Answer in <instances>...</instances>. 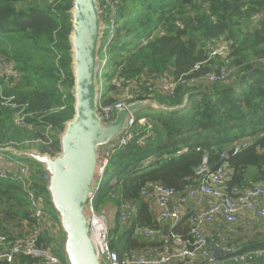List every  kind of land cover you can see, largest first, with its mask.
Wrapping results in <instances>:
<instances>
[{
    "label": "trees",
    "instance_id": "obj_1",
    "mask_svg": "<svg viewBox=\"0 0 264 264\" xmlns=\"http://www.w3.org/2000/svg\"><path fill=\"white\" fill-rule=\"evenodd\" d=\"M99 6L103 21L98 53L103 68L97 73L102 83L100 102L114 103L106 93L122 85L138 86L134 102L152 99L164 106L152 115L136 114L133 136L110 155L93 188L98 212L109 202L117 209L129 202L139 206V215L130 222H121L117 212L122 230L115 224L109 231L110 246L123 259L150 246L144 227L162 228L142 194L150 183L179 190L196 185L205 156L212 170L228 162L230 185L264 180V0H99ZM72 7L73 0H0V56L15 62L13 73L0 83L1 146L25 150L31 148L26 140L40 139L34 147L42 153L55 156L61 151L60 134L75 115ZM253 21L256 24L247 29ZM223 37L228 40L227 54L213 55L208 44L219 45ZM223 66L231 69L225 79L205 78ZM146 76L164 83L172 77L182 80L169 94L153 89V84H142ZM10 97L11 105L5 104ZM22 108L28 127L14 123ZM143 117L149 118L148 123H140ZM49 125L54 128L51 141L39 131ZM244 141H249L247 146ZM236 146L232 156H222ZM8 151L18 164L0 162L8 167L0 170V234L12 240L33 235L37 220L19 174V162H31L36 165L31 169V189L45 213L37 247L51 250L62 264H68L47 172L38 161L10 150L0 157L5 159ZM251 167L261 175L247 178ZM188 217L174 226L183 237H188ZM119 237L124 238L122 248ZM259 249H264V243L251 241L234 254ZM41 261V256L20 253L12 264Z\"/></svg>",
    "mask_w": 264,
    "mask_h": 264
},
{
    "label": "built area",
    "instance_id": "obj_2",
    "mask_svg": "<svg viewBox=\"0 0 264 264\" xmlns=\"http://www.w3.org/2000/svg\"><path fill=\"white\" fill-rule=\"evenodd\" d=\"M225 51H216L225 55ZM215 50H213L214 52ZM215 52V53H216ZM215 55V54H213ZM15 62L0 56V83L2 78L8 77L14 71ZM231 72L227 66L219 72H211L205 77L210 82L221 81ZM182 78L165 82L162 92L174 93L176 85ZM12 97L4 101L5 104L11 105ZM129 102L120 98L111 104H102L99 100L98 111L105 122L113 119V113L119 109L127 107ZM15 106V104H12ZM20 109L14 116V123L21 127H28L26 120L27 114ZM149 118L143 117L140 123H148ZM137 122L136 113H130L127 119L126 128L118 139L107 146L101 159V175L105 166L109 162L110 155L120 146L126 144L133 136V127ZM51 125L47 126L45 138L51 141L49 133ZM151 124H149V128ZM147 136H151L149 131ZM40 139L26 140L25 143L31 148L36 149L35 143ZM143 143V141H142ZM249 141H244L247 146ZM10 150L16 154L18 151L12 146H1L0 154ZM264 152V148L262 149ZM224 158H228V150L222 153ZM207 156H205L204 164L198 168L197 174L200 176L196 185L185 186L182 190L176 187L164 186L160 183L153 182L142 190V194L146 197L153 196L157 202L158 210L155 213L159 223L171 222L167 234L164 229H154L153 227H144L142 233L146 239H151L153 235L158 236L159 240L164 244L173 243L171 250H159L155 247L148 246L140 252L133 254L131 257L120 259L119 253L110 246V232L108 227V219L105 211L98 212L93 205V193L91 194L87 208L90 213L91 230L94 240L99 248L103 261L107 264H173L178 261L184 264H222L214 252L220 248H227L236 239L235 232L228 230L226 225L235 224L239 221L247 220L249 226L251 221L249 216L257 217L264 222V180H259L252 185L239 186L230 185L228 183V173L230 166L224 161L216 170H210L206 165ZM32 167L27 163L19 164V174L22 180L23 188L27 194L28 202L33 210L36 223L33 225V235L27 238L12 240L9 236L0 234V264H12L20 253L41 256L42 261L39 264H62L59 258L49 249H41L37 247V236L40 230L45 226V213L41 204V199L31 189L33 182L31 180ZM198 196L210 199L209 204L194 213L189 214L187 225L189 228L188 237L174 230V226L184 217L185 205L192 198ZM140 209L136 203H126L118 209V216L121 222H130L139 215ZM222 217L226 225L217 226V220ZM209 227L207 228V226ZM213 226V227H211ZM256 255H264V249H259L245 254H236L234 259L241 264H250Z\"/></svg>",
    "mask_w": 264,
    "mask_h": 264
},
{
    "label": "water",
    "instance_id": "obj_3",
    "mask_svg": "<svg viewBox=\"0 0 264 264\" xmlns=\"http://www.w3.org/2000/svg\"><path fill=\"white\" fill-rule=\"evenodd\" d=\"M72 43L75 77V115L60 134L61 151L52 156L38 149L16 152L38 161L47 172V188L63 230V249L68 264H105L91 230L88 200L100 174L101 159L107 146L120 137L130 113L151 105L164 107L155 100H140L113 113L105 122L98 111L100 89L97 73L103 68L98 57L103 21L99 0H73ZM238 147L228 151L232 156ZM212 170V169H210ZM170 224L165 225L167 234ZM231 250H215L217 258Z\"/></svg>",
    "mask_w": 264,
    "mask_h": 264
},
{
    "label": "crops",
    "instance_id": "obj_4",
    "mask_svg": "<svg viewBox=\"0 0 264 264\" xmlns=\"http://www.w3.org/2000/svg\"><path fill=\"white\" fill-rule=\"evenodd\" d=\"M3 161L8 163L6 160H3ZM260 173L261 172L258 171L256 168L251 167L247 171V178H253L256 176H260L261 175ZM144 201L149 204L150 209L153 211V213H156V211L158 210V206L153 196L146 197ZM209 202H210V199H208L207 197H203V196H198L196 198L190 199L188 203L185 205L184 216L205 208L209 204ZM111 206H112V203L110 202L106 204V206L103 208L104 211L109 212ZM248 220L251 221V224H252L251 226H249V224L247 223V220L239 221L231 225H228V224L226 225L222 217L218 218L217 224H216L217 226L226 225L227 226L226 228L228 230L235 232L236 234L235 241L226 248L227 250H231L232 253L230 254L225 253L223 254V256L218 258L222 264H241L240 262H236L234 259L236 255L234 254L235 251H238L244 248L245 244L251 241L264 243V222H261L257 217H254V216H249ZM167 224H171V222L162 223L161 224L162 228L164 229L165 225ZM208 227L209 225L207 226V228ZM147 243L150 244V246L155 247L159 250H171L174 246L173 243L164 244L163 242H161L157 234L153 235L151 239H147ZM173 264H184V262L178 261ZM250 264H264V255L262 256L256 255L252 259Z\"/></svg>",
    "mask_w": 264,
    "mask_h": 264
},
{
    "label": "rangeland",
    "instance_id": "obj_5",
    "mask_svg": "<svg viewBox=\"0 0 264 264\" xmlns=\"http://www.w3.org/2000/svg\"><path fill=\"white\" fill-rule=\"evenodd\" d=\"M254 24H256L254 21L248 26V28L247 29H249V28H251V27H253V25ZM227 39L225 38V37H223L222 39H221V42H218L217 44H219V45H214V43H209L208 44V46H207V48H208V50L210 49L211 51L212 50H215L214 52L212 51V54H217L218 52H216V51H225L224 49H223V47H225L226 45H227ZM216 52V53H215ZM99 57V56H98ZM224 57V56H223ZM171 80H174L173 79V77L172 78H170V79H168V81H171ZM203 80H205V79H203ZM148 83V84H153V86H152V88L154 89H158V90H160V91H162L163 90V85L165 84L164 82H159V81H157L156 80V78H153V79H151V80H149V78H148V76H146V77H144L142 80H141V83L142 84H144V83ZM111 83H115V79H113L112 80V82ZM110 83V84H111ZM190 83H192V84H198V83H200V81H191ZM116 84V83H115ZM178 84V83H177ZM136 85H138V83H136ZM154 85H156V86H154ZM98 86H99V89H101V87H102V83L101 82H98ZM119 87H118V89H114V90H111V91H107V96L109 97V98H113L115 101L116 100H118V99H120V98H123V99H125L127 102H129V103H132V102H134V100H135V98H136V96L137 95H135L134 93H135V91L138 89V88H136V87H138V86H136V87H131V86H129V88H124L122 85H118ZM177 86V85H176ZM136 88V89H135ZM139 91H141V89H140V87H139ZM114 101V102H115ZM20 111V110H19ZM18 111V112H19ZM17 112V113H18ZM154 112H156V108L154 107V106H151V105H147V106H144V107H142V108H140V109H138L137 110V114L138 115H144V114H148V115H152V114H154ZM23 113L24 114H26L25 112H24V109H23ZM18 115L19 116H21V114L20 113H18ZM113 117H114V115H113ZM46 128L47 127H45L44 128V130H43V128H41V130H39V131H43L44 133H46ZM51 132L49 133V138L52 136V132L54 133V128H53V126L51 127ZM36 133V132H35ZM34 132H32L31 133V136L32 135H34L35 134ZM29 134H30V132H29ZM35 136V135H34ZM26 149H28V148H26ZM7 153H9V156H5V159H3V158H1L0 157V162H2L1 164H3V160H6L7 162H10V164H11V161L13 162L12 164L15 166V164H18L17 163V159L16 158H11L10 157V155H12L9 151L7 152ZM5 154V153H4ZM22 162V161H21ZM23 163H26L25 161H23ZM0 164V170L2 171V170H5L6 168H8V167H3L2 165ZM19 164H20V162H19ZM27 164H30L31 165V167H33L32 165H34V166H36L35 164H31V162H29V163H27ZM14 166H12V167H14ZM34 168V167H33ZM47 178V177H46ZM103 211H104V209H103ZM102 212V211H101ZM117 212H118V209H117V207H115L114 205H112L111 206V208H110V210H109V212H105L106 213V215H107V219H108V227H109V231H111V230H114V229H112L114 226H115V224L117 225V226H119L118 224H117ZM103 213V212H102ZM51 228H52V226H51ZM122 229H121V227L119 226V231H121ZM111 234V233H110ZM112 234H113V232H112ZM120 238V240L118 241V243H119V245H120V248H122L123 247V245H124V238L123 237H119ZM60 241L62 242L63 241V235L61 234V238H60ZM104 263L105 264H107L105 261H104Z\"/></svg>",
    "mask_w": 264,
    "mask_h": 264
}]
</instances>
